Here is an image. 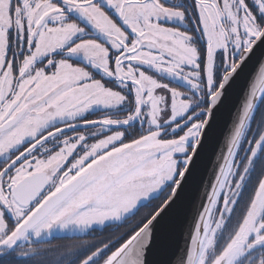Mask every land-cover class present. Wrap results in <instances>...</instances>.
I'll use <instances>...</instances> for the list:
<instances>
[{
  "label": "snow or ice",
  "instance_id": "6c2138e0",
  "mask_svg": "<svg viewBox=\"0 0 264 264\" xmlns=\"http://www.w3.org/2000/svg\"><path fill=\"white\" fill-rule=\"evenodd\" d=\"M253 57L175 264H264V0H0V264H173L155 224Z\"/></svg>",
  "mask_w": 264,
  "mask_h": 264
},
{
  "label": "water",
  "instance_id": "95a60500",
  "mask_svg": "<svg viewBox=\"0 0 264 264\" xmlns=\"http://www.w3.org/2000/svg\"><path fill=\"white\" fill-rule=\"evenodd\" d=\"M258 57H253L228 89L226 99L216 113L213 128L208 134L197 166L178 192L175 203L166 209L155 224L154 237L160 253L159 259L173 260L183 248L195 222L204 192L213 178L215 161L224 136L241 103L249 77L256 71Z\"/></svg>",
  "mask_w": 264,
  "mask_h": 264
},
{
  "label": "trees",
  "instance_id": "16d2710c",
  "mask_svg": "<svg viewBox=\"0 0 264 264\" xmlns=\"http://www.w3.org/2000/svg\"><path fill=\"white\" fill-rule=\"evenodd\" d=\"M259 111V110H258ZM257 111V114H258ZM162 199L163 197H161L160 199L157 200H152L147 207H143L140 208V210L138 211L137 215L128 222V224H134V222H136L137 220H139L143 215H145V213H148V211L153 208V211L162 203ZM127 230L126 227H121L120 229H105L103 231H96L94 233H91L89 236L84 237V239H87L89 241H95L97 243H99L102 240H107L109 238V234L110 233H116V234H120V233H124ZM55 239V238H54ZM51 247L55 248V247H62V246H66L69 244H76L79 241L75 240V239H68V238H56L53 242V240L51 241Z\"/></svg>",
  "mask_w": 264,
  "mask_h": 264
},
{
  "label": "flooded vegetation",
  "instance_id": "af4514ba",
  "mask_svg": "<svg viewBox=\"0 0 264 264\" xmlns=\"http://www.w3.org/2000/svg\"><path fill=\"white\" fill-rule=\"evenodd\" d=\"M92 118H96V117L94 116V117H92ZM262 121H264V105H262L261 108L259 109L258 114L256 115V120L254 121L253 126L255 127L257 123L262 122ZM258 170H259V165H258ZM250 195H251V188H250V190H249L248 192H246V193L244 194V200L241 202V206H240V208L237 209V214H239V213L242 211V209H243L245 203L247 202L248 198L250 197ZM151 211H153V208L151 209ZM149 212H150V210L148 211V213H149ZM145 214H146V213H145ZM143 216H144V215H143ZM143 216H142V217H143ZM134 223H135V222H134ZM55 239H56V238H55ZM55 239H54V240H55ZM54 240H53V242H54ZM51 243H52V242H51Z\"/></svg>",
  "mask_w": 264,
  "mask_h": 264
},
{
  "label": "rangeland",
  "instance_id": "374dc122",
  "mask_svg": "<svg viewBox=\"0 0 264 264\" xmlns=\"http://www.w3.org/2000/svg\"><path fill=\"white\" fill-rule=\"evenodd\" d=\"M151 202V201H150ZM150 202H148V204L150 203ZM54 240V239H53Z\"/></svg>",
  "mask_w": 264,
  "mask_h": 264
}]
</instances>
